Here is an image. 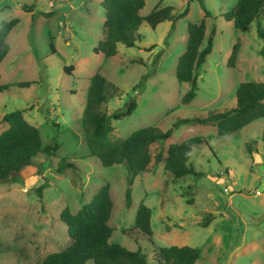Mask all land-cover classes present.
Instances as JSON below:
<instances>
[{
  "label": "rangeland",
  "instance_id": "obj_1",
  "mask_svg": "<svg viewBox=\"0 0 264 264\" xmlns=\"http://www.w3.org/2000/svg\"><path fill=\"white\" fill-rule=\"evenodd\" d=\"M200 1L211 14L202 47L215 28L213 48L198 72L195 98L183 104L190 85L178 83L175 71L185 52L187 26L204 18ZM237 1L144 0L141 16L158 5L171 7L175 19L154 29L143 22L134 47L118 44L116 56L105 58L93 52L103 38L101 0H0V24L18 20L0 64V84L11 85L0 94V133L7 127L2 117L19 110L39 130L43 147L59 146L51 156L33 158L29 177L0 183V264H41L48 254L65 249L70 240L60 213L65 208L76 213L106 183L113 201L109 242L139 250L147 264H157L155 251L170 246L198 248L195 264H264V118L225 138L212 126H180L163 144L149 147L152 158L162 151L163 160L156 164L152 159L148 172L131 184L125 164L103 167L90 156L81 127L95 73L119 91L105 105L107 114L123 111L131 100L136 103L129 116L112 121L114 141L147 127L165 132L178 119L222 113L235 106L240 83H264V39L258 34L264 30V14L245 30H235L223 14ZM25 5H33V11L25 12ZM185 9L188 14L179 18ZM236 43L231 68L227 63ZM22 82L31 85L16 86ZM193 137L203 141L191 149L189 164L203 175L174 181L164 169L167 150ZM62 159L73 168L59 172ZM43 184L47 187L39 195ZM141 204L151 210L150 238L131 232ZM208 214L212 221L200 226Z\"/></svg>",
  "mask_w": 264,
  "mask_h": 264
},
{
  "label": "trees",
  "instance_id": "obj_2",
  "mask_svg": "<svg viewBox=\"0 0 264 264\" xmlns=\"http://www.w3.org/2000/svg\"><path fill=\"white\" fill-rule=\"evenodd\" d=\"M51 1V0H50ZM144 0H101L100 6L104 10L103 38L93 49L95 54L101 53L105 58H111L117 54V45L122 44L127 48L135 46L139 40L138 28L145 22L152 29L165 21H173L171 7L159 8L158 5L146 16H141ZM204 11V18L187 26V42L185 52L179 57L175 77L178 83L190 85L189 91L183 96L182 103L188 104L196 95L197 77L201 66L213 48L215 28L211 31L202 47L206 25L205 19L210 17L200 1ZM25 12L31 13L34 6H22ZM188 10L179 14L184 17ZM264 14V0H238L235 6L223 14L227 22H231L235 30L243 31L250 24ZM45 17H51L52 13H45ZM18 24L17 19L3 21L0 24V64L9 51L6 42L7 36ZM258 34L264 39V30H258ZM239 51V44L233 46L227 65L235 66ZM264 56V48L260 51ZM66 72L69 71L65 68ZM30 82L17 83L20 88H27ZM11 85L0 84V94ZM118 88L108 82L101 74L95 73L90 78L87 89L85 107L81 116L83 129L90 156L97 159L103 167L125 164L128 172V183L133 179L148 172L152 159L154 163H161L163 152L159 151L152 158L149 147L152 144H163L180 126L201 125L216 128L217 136L225 138L239 133L250 123L264 118V83L244 82L240 83L235 91V106L222 113H210L204 118L178 119L172 128L162 132L155 128H144L132 133L129 137L119 140H111L113 130L112 121L129 116L135 109L136 103L131 100L123 111L107 114L104 111L109 99L117 97ZM2 122L7 125L0 133V183L12 182L14 178L19 181L29 177L35 168L32 161L38 154L53 155L59 146L52 142L51 145L42 146L39 130L23 118L22 111L15 110L5 114ZM203 141L200 137H193L181 143L170 145L167 150V159L164 169L169 172L174 181L186 176L198 178L203 174L198 173L189 164L191 149ZM65 168H73V165L62 159L58 168L62 172ZM38 171V170H37ZM17 179V180H18ZM47 186L45 184L37 188V193ZM190 186L187 187L190 190ZM130 191L125 194V205L130 206ZM113 210L110 187L106 183L102 185L93 197V200L72 214L65 208L59 215V220L66 226L70 244L59 252L48 254L41 264H147L144 255L139 250L129 251L118 245L111 244L109 239L112 228L109 226ZM213 215H206L200 226L206 227L212 221ZM151 210L141 204L136 212L133 230L142 236L150 238L152 230L150 226ZM125 231V233H129ZM200 258V250L188 246L160 247L155 251L157 264H195Z\"/></svg>",
  "mask_w": 264,
  "mask_h": 264
}]
</instances>
